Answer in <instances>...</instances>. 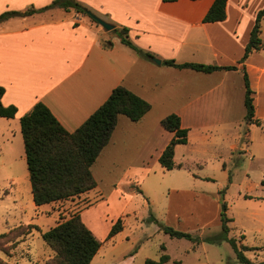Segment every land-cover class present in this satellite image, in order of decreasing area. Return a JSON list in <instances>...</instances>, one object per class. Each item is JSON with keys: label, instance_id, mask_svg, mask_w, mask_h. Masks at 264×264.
Here are the masks:
<instances>
[{"label": "crops", "instance_id": "0c3cea01", "mask_svg": "<svg viewBox=\"0 0 264 264\" xmlns=\"http://www.w3.org/2000/svg\"><path fill=\"white\" fill-rule=\"evenodd\" d=\"M52 1L0 0V14L30 7L41 9ZM76 1L114 27L127 28L132 44L152 58H142L122 44L112 30L105 31L88 16L72 10L52 9L0 21V86L4 88L1 103L17 109L14 118L7 120L19 122L35 103L41 102L66 131L73 132L106 101L114 88L123 86L147 101L150 110L138 122L118 115L110 138L96 160L109 161L111 167L125 160L128 170L138 171L140 177H144L145 167L149 165L163 169L158 159L173 134L161 126V120L169 114L178 115L180 126L188 131V140L186 144L175 146L176 168L166 171L182 172L186 186H173L167 195L185 193L198 203L199 209L189 213L190 221L186 222L181 221L179 212H173L171 222L166 220L165 224L181 232H199V237L215 222L220 228L216 197L219 191L206 186L219 177L231 185L234 176L230 169L238 167L241 160L248 162L262 171L257 178L259 191L255 195H238L242 214L231 216L229 227L231 229L232 225L237 235L230 236L243 237L241 243L250 249L260 248L247 251L245 255L251 261H264V253L259 257L264 252L261 250L264 244L252 246L248 242L249 234L264 235V15L259 33L262 47L251 52L243 63L239 62L256 15L264 8V0H227L225 19L214 23L203 22L214 0ZM45 13L49 17L41 18ZM102 41L110 46L103 47ZM153 58L160 63L155 64ZM168 60L177 64L235 66L236 69L202 73L162 63ZM242 68L254 92V119L259 120L260 125L244 122ZM117 147L126 158L111 157V151ZM143 193L141 190L137 194ZM113 195L123 201L131 197L117 189ZM147 198L144 197L150 208ZM110 203L109 194L104 195L94 205L80 211L83 223L102 242L90 264H143L147 259L158 260L162 254L169 257L165 264L175 261L210 264L209 244L191 243L175 251L176 256H173L166 241L184 239L171 238L164 232L169 239L154 242L156 252L152 253L149 247L144 249L153 242L155 232L161 231L153 223L144 228L140 223L136 235L125 236L121 252L114 251L115 246L103 248L112 225L119 218L122 230L111 240L123 234L124 224L130 217L138 221L135 213L124 210L107 214ZM99 207L102 213L96 212ZM207 207L212 208L211 214ZM169 215L167 212L166 218ZM103 222L106 228L99 235ZM200 249H203V258L197 255ZM177 255L183 259L176 258ZM189 256L192 259L184 260ZM233 258L232 264H236L234 253Z\"/></svg>", "mask_w": 264, "mask_h": 264}, {"label": "trees", "instance_id": "16d2710c", "mask_svg": "<svg viewBox=\"0 0 264 264\" xmlns=\"http://www.w3.org/2000/svg\"><path fill=\"white\" fill-rule=\"evenodd\" d=\"M162 1L175 2L177 0ZM226 2L227 0H214L203 17V22L214 23L224 20ZM52 9H62L66 12L72 10L83 16H88L87 11H89L76 0H53L41 9L30 7L24 11H5L0 14V20L30 16ZM263 15L264 8L256 15L254 26L250 32L249 41L245 46L244 54L239 61L240 63H243L251 52L260 50L262 47L259 33L260 21ZM90 20L97 24L91 18ZM112 32L116 34L122 44L134 50L142 58L147 60L152 58L149 53L132 44L128 39L127 28L114 27ZM102 43L105 48L110 46L106 41H102ZM162 63L177 69H191L202 73L236 69L235 66L219 67L194 63L177 64L173 60L163 61ZM242 73L245 88V125L252 123L260 125V121L254 119V92L250 88L244 68H242ZM3 94L4 88L0 86V117L12 119L17 109L14 105H2L1 98ZM149 110L150 104L147 101L123 86H118L112 90L106 101L79 128L73 132H68L43 103H35L31 110L19 119L33 204L39 207L67 201L96 188L92 165L108 142L118 115H123L132 122H138ZM161 126L173 134L158 159L160 166L170 171L176 168L173 160L174 148L176 145L187 143L188 131L180 126V118L176 114H169L163 118ZM134 192L141 193V190L136 187ZM219 194L221 196L219 212L220 232L217 234L206 237L192 236L188 232H181L171 227L163 226L153 219L152 216L151 219L158 224L162 232L171 238L186 239L193 244L227 242L234 253L236 264H264V261L255 262L246 257L245 253L253 249L241 243L243 237L236 238L229 235L231 230L229 223L232 219L226 215L227 206L223 200V191H220ZM121 230L122 220L119 218L112 225L106 241L111 240ZM4 237H6L5 233L0 234V238ZM41 237L53 252V255L44 264H90L92 258L102 246V242L97 240L83 223L80 214H73L68 219L57 222L54 227L41 233ZM168 261L169 257L162 254L158 260L147 259L143 264H165ZM174 264L180 263L175 261Z\"/></svg>", "mask_w": 264, "mask_h": 264}, {"label": "rangeland", "instance_id": "374dc122", "mask_svg": "<svg viewBox=\"0 0 264 264\" xmlns=\"http://www.w3.org/2000/svg\"><path fill=\"white\" fill-rule=\"evenodd\" d=\"M41 15V18L49 17L47 13ZM111 157L121 159L127 156L121 153L120 148L117 147V149L111 151ZM96 162V165L92 167L96 188L74 199L36 207L32 201L19 122H10L5 118H0V234H6V237L0 238V264H44L53 255V252L43 241L41 233L48 231L57 222L64 221L73 214H80V211L94 205L104 195L109 194L111 199L107 214L111 215L124 210L129 213H135V217L138 220L136 222L133 217H130L124 224L123 234L103 244V248L107 249L115 246L114 251L117 252H121L125 247V236L136 235L139 232L140 223H142L143 228L148 227L150 223L159 228L158 224L151 219V216L159 224L169 226L165 224V221L171 222L170 219L173 212H179L181 221L186 222L190 221L189 213H195L199 209L198 203L185 193H173L169 197L167 195L168 189L173 186L180 184H182L181 186H186L183 182L182 176H185L182 172L173 171L170 173L163 169L160 170L158 166L149 165L145 167L144 177H140L141 175H139L138 171L126 168L125 160L116 162L115 167H111L109 161L101 160L99 162L96 160ZM230 171L234 176L231 185L227 181H222L219 177L215 182H210L206 186L214 192L223 191V200L227 206L226 215L229 218L233 214L236 216H241L242 214L240 200H237L239 194L255 195L258 193L260 182L257 178L262 172L242 160L239 162L238 167L232 168ZM134 175L137 177L134 178ZM138 186L144 191L143 195L134 192V188ZM116 189L123 194H129L131 196L130 199L123 201L122 198H116V195H113V191ZM219 192L216 197L220 212L221 196ZM144 197L148 199L150 208H148ZM98 211L102 213L100 207L96 209V212ZM167 212L170 213L169 219L166 218ZM207 212L211 214L212 208L207 207ZM105 228L106 223L103 222L98 232L99 235L105 231ZM231 229L229 235H237L232 225ZM175 230L182 231L180 229ZM219 232L220 228L216 226L215 222V224H211L208 229L202 232V236L206 237ZM155 233V238L151 240L153 242H150L144 248L148 249L149 247L152 253L156 252L153 247L154 242L160 240L159 242L162 243V240L169 239L161 231ZM190 234L192 236H201L199 232H190ZM263 236L260 234H249L248 242L252 246H262L264 244ZM171 241L172 243L169 241H166V243L173 256H176L174 254L175 251L182 250L192 243L186 239ZM207 244L209 243H205V245ZM220 244H209L215 247L207 245L209 263L232 264L234 258L231 247L226 243ZM259 249L256 248L253 251H258ZM202 251L203 249H200L197 253L200 258L204 256ZM263 253L259 256L260 258ZM178 256L180 255H177L176 258L183 259V257ZM189 259H192V256L185 257L184 260Z\"/></svg>", "mask_w": 264, "mask_h": 264}, {"label": "water", "instance_id": "95a60500", "mask_svg": "<svg viewBox=\"0 0 264 264\" xmlns=\"http://www.w3.org/2000/svg\"><path fill=\"white\" fill-rule=\"evenodd\" d=\"M87 15L89 18H91L92 20H94L103 30L105 31H111L113 30L114 26L106 21H104L103 19L99 18L98 16H96L94 13L87 11ZM152 61L155 64H159L160 60L153 58Z\"/></svg>", "mask_w": 264, "mask_h": 264}]
</instances>
